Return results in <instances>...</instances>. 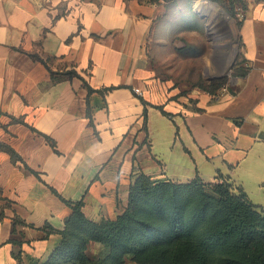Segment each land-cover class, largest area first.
Here are the masks:
<instances>
[{
  "label": "crops",
  "instance_id": "0c3cea01",
  "mask_svg": "<svg viewBox=\"0 0 264 264\" xmlns=\"http://www.w3.org/2000/svg\"><path fill=\"white\" fill-rule=\"evenodd\" d=\"M174 1L0 0V145L23 160L0 146V264L48 261L72 214L61 198L83 200L94 222L116 219L139 174H221L264 210V0L235 10L245 75L176 99L148 49ZM69 71L93 92L58 75Z\"/></svg>",
  "mask_w": 264,
  "mask_h": 264
},
{
  "label": "trees",
  "instance_id": "16d2710c",
  "mask_svg": "<svg viewBox=\"0 0 264 264\" xmlns=\"http://www.w3.org/2000/svg\"><path fill=\"white\" fill-rule=\"evenodd\" d=\"M224 2L231 12L241 3ZM51 73L54 80L59 79ZM245 73L242 66L235 76ZM58 75L81 78L75 71ZM197 86L215 95L226 81ZM144 118L146 124L147 109ZM0 146L14 162H23L13 149ZM61 199L72 214L60 231L61 244L44 264H126L127 260L136 264H264V210L221 174L215 181L196 176L188 182H160L139 174L131 184L127 208L114 220L94 222L85 216L83 200ZM18 222L14 219L13 233ZM93 242L102 248L92 259L87 251Z\"/></svg>",
  "mask_w": 264,
  "mask_h": 264
},
{
  "label": "rangeland",
  "instance_id": "374dc122",
  "mask_svg": "<svg viewBox=\"0 0 264 264\" xmlns=\"http://www.w3.org/2000/svg\"><path fill=\"white\" fill-rule=\"evenodd\" d=\"M211 6L222 11L221 18L231 21L219 26L217 37L209 34L213 19L206 8ZM240 22L239 13L229 11L224 0H175L166 5L148 49L157 77L168 86L173 99L208 93L197 85L211 87L219 81L227 85L235 77L244 64L239 55Z\"/></svg>",
  "mask_w": 264,
  "mask_h": 264
},
{
  "label": "bare ground",
  "instance_id": "6f19581e",
  "mask_svg": "<svg viewBox=\"0 0 264 264\" xmlns=\"http://www.w3.org/2000/svg\"><path fill=\"white\" fill-rule=\"evenodd\" d=\"M206 11L208 14H210V16L213 19V23H212L211 28L209 30V34L212 37H217V35H218L217 30H218L219 26L224 25L225 22H227V21H230V18L226 17V16L221 18L220 16L222 14V11L219 8L214 7V6L206 8ZM208 74H210V76H211L212 72H210Z\"/></svg>",
  "mask_w": 264,
  "mask_h": 264
},
{
  "label": "built area",
  "instance_id": "2783aa9c",
  "mask_svg": "<svg viewBox=\"0 0 264 264\" xmlns=\"http://www.w3.org/2000/svg\"><path fill=\"white\" fill-rule=\"evenodd\" d=\"M134 92H135V94H137V95H141V94H142L141 91H140L139 89H134Z\"/></svg>",
  "mask_w": 264,
  "mask_h": 264
}]
</instances>
